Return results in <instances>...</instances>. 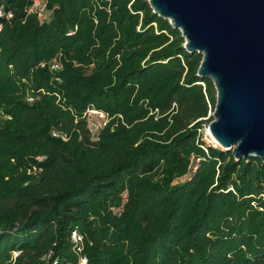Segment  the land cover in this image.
<instances>
[{
	"label": "trees",
	"instance_id": "trees-1",
	"mask_svg": "<svg viewBox=\"0 0 264 264\" xmlns=\"http://www.w3.org/2000/svg\"><path fill=\"white\" fill-rule=\"evenodd\" d=\"M42 2L0 0V264H264V161L203 141L202 55L147 0Z\"/></svg>",
	"mask_w": 264,
	"mask_h": 264
},
{
	"label": "water",
	"instance_id": "water-1",
	"mask_svg": "<svg viewBox=\"0 0 264 264\" xmlns=\"http://www.w3.org/2000/svg\"><path fill=\"white\" fill-rule=\"evenodd\" d=\"M147 1L202 55L197 75L216 91L210 137L236 161H264V0Z\"/></svg>",
	"mask_w": 264,
	"mask_h": 264
},
{
	"label": "built area",
	"instance_id": "built-area-1",
	"mask_svg": "<svg viewBox=\"0 0 264 264\" xmlns=\"http://www.w3.org/2000/svg\"><path fill=\"white\" fill-rule=\"evenodd\" d=\"M44 9H45V5L42 2V0H33L31 11L35 12L39 19H41L42 15L44 13ZM2 17H6L8 19V18H11V15L9 13L8 14H4L0 10V18H2ZM0 29H1V26H0ZM40 66L44 67V64H41ZM57 69H59V66L56 63H53V64L50 65V70H57ZM28 100L31 101L32 99L29 98ZM86 114L88 116V121H89L90 117H94L96 119V124L91 123V125H90L93 131H96L97 129H99L100 127L105 125V123L107 122V116L104 113L100 112V111H97V110H94V109H87L86 110ZM89 124H90V122H89ZM72 234H73V237L77 236L76 232H73ZM78 239L81 240L82 237L78 235ZM77 244L78 243H76L75 247L77 246ZM77 251H79V248H77ZM14 254L17 255L16 253H14ZM83 260H85V259H83Z\"/></svg>",
	"mask_w": 264,
	"mask_h": 264
},
{
	"label": "rangeland",
	"instance_id": "rangeland-1",
	"mask_svg": "<svg viewBox=\"0 0 264 264\" xmlns=\"http://www.w3.org/2000/svg\"><path fill=\"white\" fill-rule=\"evenodd\" d=\"M48 17H49V13H47L46 11H44V13H43V15H42V17H41V20H46ZM0 30H1V29H0ZM210 115H211V113H210ZM3 116H4V115H2V117H3ZM89 122H90V125H91V123L96 124V119H95L94 117H90V118H89ZM207 125H208V124H202V126H201V130H200V132L202 133V137H203L202 139H203V141H204L206 144L210 145V146H214V147H216V148H220L219 145L215 144V143L212 141L210 135L208 134L207 129H206V126H207ZM220 149H221V148H220ZM36 160L40 161L41 159H40L39 157H37ZM35 170H36V167H35V166H32L31 168L28 167V168L26 169V172L29 174V173H33V171H35ZM72 233H73V232H72ZM76 233H77V236H76V237H73V234H72V236H71V237H72L71 240H72V242H73L74 247H75L76 243H78L76 247L79 248V251H81V250H82V242H83V238H82L81 240H79V239H78V235L81 236V234L78 233V232H76ZM76 247H75V248H76ZM77 248H76V250H77ZM14 256H16V255L14 254ZM14 256H13V257H14ZM53 264H56V262H54ZM78 264H86V261L82 259V260L79 261Z\"/></svg>",
	"mask_w": 264,
	"mask_h": 264
},
{
	"label": "bare ground",
	"instance_id": "bare-ground-1",
	"mask_svg": "<svg viewBox=\"0 0 264 264\" xmlns=\"http://www.w3.org/2000/svg\"><path fill=\"white\" fill-rule=\"evenodd\" d=\"M212 139V138H211ZM212 141L215 143V141L212 139ZM216 144V143H215Z\"/></svg>",
	"mask_w": 264,
	"mask_h": 264
}]
</instances>
